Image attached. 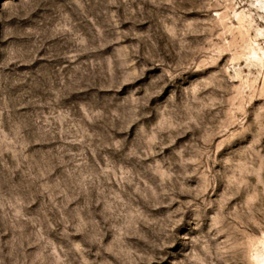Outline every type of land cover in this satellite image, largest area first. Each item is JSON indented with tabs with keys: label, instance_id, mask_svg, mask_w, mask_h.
Wrapping results in <instances>:
<instances>
[{
	"label": "rangeland",
	"instance_id": "obj_1",
	"mask_svg": "<svg viewBox=\"0 0 264 264\" xmlns=\"http://www.w3.org/2000/svg\"><path fill=\"white\" fill-rule=\"evenodd\" d=\"M0 264H264V0H0Z\"/></svg>",
	"mask_w": 264,
	"mask_h": 264
}]
</instances>
